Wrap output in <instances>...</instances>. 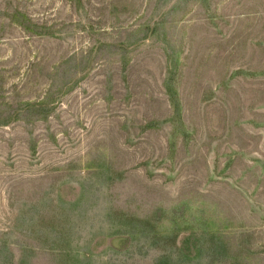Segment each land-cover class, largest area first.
<instances>
[{
	"label": "rangeland",
	"instance_id": "obj_1",
	"mask_svg": "<svg viewBox=\"0 0 264 264\" xmlns=\"http://www.w3.org/2000/svg\"><path fill=\"white\" fill-rule=\"evenodd\" d=\"M0 264H264V0H0Z\"/></svg>",
	"mask_w": 264,
	"mask_h": 264
}]
</instances>
